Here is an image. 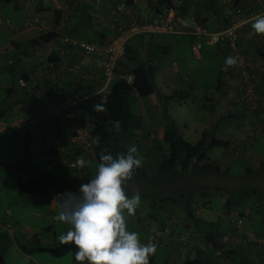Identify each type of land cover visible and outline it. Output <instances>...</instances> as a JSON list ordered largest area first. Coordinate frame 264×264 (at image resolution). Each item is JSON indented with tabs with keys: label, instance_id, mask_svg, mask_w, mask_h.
I'll use <instances>...</instances> for the list:
<instances>
[{
	"label": "crops",
	"instance_id": "crops-1",
	"mask_svg": "<svg viewBox=\"0 0 264 264\" xmlns=\"http://www.w3.org/2000/svg\"><path fill=\"white\" fill-rule=\"evenodd\" d=\"M115 1H117V3H114ZM121 1L122 0H36V5L31 6L27 5L31 2V0H19L18 5L7 4L6 2L0 0V91L2 87L4 93L3 95L8 96V103H13L15 99H19L18 103L13 105L9 115L1 116V112L5 110V104H1L0 97V121L6 120L9 124H16L25 120L29 122H39L38 120L41 116L53 115L52 111L57 103H55V101H66L67 98L70 99L74 96L73 92L79 89L80 86L84 85V83L79 84L76 81L75 76L69 69H63V72L56 80L42 75L40 73L39 63H37L36 54L38 51L44 57L54 58L52 56L56 53L59 58L61 56L64 35L95 41L100 44L101 48H106L108 43L116 34L115 28L117 24L116 20L113 18L115 17V15H113L115 8L121 19L127 21L144 20L150 18L158 8H161L165 0H134L132 5L127 4L126 7H122L120 5ZM180 1L182 2L181 5H190L189 15H193L200 23H203L212 30L222 28L225 25V22L230 18L234 4L239 2V0H232L233 3H231L230 0H224L215 5L217 6V9L212 10L208 9L210 3L209 0ZM201 1L203 2L202 4H200ZM259 1V9L261 11L259 16H262L264 15V0ZM41 2L43 10H38L37 7ZM48 7L49 9H46ZM57 10L61 12L63 11V13L68 16V21L64 22L63 27L56 25L57 34L53 38L46 39V36H42L37 27H22L24 20L29 16H33L35 13L45 15L47 19L50 18L51 24L54 25L59 20V17H56L57 15L55 16L54 14ZM6 18L10 19V26L4 23ZM252 23L253 22H248L240 33V46L242 51H245L248 58L250 57L252 61L264 63V34H256L252 29ZM14 27H18V29H15ZM155 37L158 39V44L155 45V47L158 48L159 53H155L153 50ZM193 40V36L189 33H162L156 34L155 36H151V34L135 36L129 43L136 47L138 54H135L134 57L133 53H128L126 57V59H128V68L131 65H134L135 62L137 63L139 61L152 60L153 63L158 66L156 80L163 92L171 94L175 91L181 90L180 88H182L183 92L185 91L183 88H191V90L197 89L200 87V85H198V80L204 78L203 74L201 75L200 73L197 75V72H199V69H202L203 71L205 68H201L200 65L195 64L192 57L205 61L204 57L208 60H212L217 57L219 53H221L222 57L225 59L230 56V54L228 51L222 53L220 51V49L222 50V47L216 48L214 46H204L201 54L195 55L192 51ZM134 46L132 47L134 48ZM57 57L54 59H57ZM103 57L104 53L102 52L101 55L95 57L94 60L97 63H101L103 61ZM133 57L136 58V61L131 60ZM205 63L207 64L206 61ZM11 71H13V73H27L28 78L26 81L28 84L23 85L21 83L22 78L14 82L11 77ZM2 74L4 76H1ZM228 76V74L224 76V85L221 89L204 86L206 91L212 90L213 88L215 89V92H213V95L205 94V100L201 103V106L205 109H212L211 111L212 113L214 112L215 115L217 112L220 113V116L227 117H233V114H238L241 116V122H239L240 124L244 122L256 121V119L252 117V111L248 108L247 103L244 105V103L239 102L237 99L239 91L237 90L236 84L233 85V83L237 80L234 77ZM192 78H194L195 81H193ZM49 80H52L51 84L48 82ZM101 80L102 79L99 77L93 83H85V85L90 86L91 90H93L101 84ZM53 87L58 88L57 90L60 97L57 95L56 97L49 95V92ZM136 95L135 103L137 105L141 104L144 106L143 97H140L138 94ZM47 96H50L52 100L51 105L47 102H43L42 100L43 97ZM148 97L150 100L145 106V113L143 112V115L138 113L142 116L143 120H145V123L147 122L145 124L146 136L144 140H159L163 136L165 119L157 96L155 94H151ZM5 98L6 97H4V99ZM66 103L67 102L62 103L61 106ZM49 105L52 107L51 109L48 108ZM219 106L223 107L222 111H218ZM36 107L45 110L48 108V110L44 113V115H35L36 112L34 109ZM236 107L241 108V113H244V118L240 112L233 111ZM18 114H20L19 117H17ZM173 117L176 121H178L175 116ZM258 117H261V115H258ZM43 118L45 119L46 117ZM48 121L52 124V120H46L40 126H43ZM226 126V132H229L232 135L234 131L235 134H238V132L236 133L237 130H233V128L230 129V123ZM155 132H157V135H155ZM245 145L247 146L248 142H245L243 147ZM86 149L91 150L90 147ZM86 149L82 148L76 159L82 158L88 161V163L84 167H79L78 170H74L72 172L69 170V172L73 175L71 176L67 174L66 176H70V178L66 179L65 183L61 186L54 187L52 182L47 181L43 176H38L37 172L34 174H28L25 179L23 174H17V180L15 183L18 186L20 201H23L24 206L18 208V210L22 209L19 213L20 218L27 216L29 213L36 215L38 211L35 208L38 207V203H44V200L47 199V192L53 191V188L56 190V195L61 193L63 194L64 190H66V192H71L72 190L74 193L78 191L80 181L75 178V175H78V179L79 177L82 178L83 175L88 174V167L90 168L93 165V155H91L92 152H89L90 150L86 151ZM246 155L251 157V153L247 152ZM48 156L50 161L55 158H59L60 160L58 161L67 166V163L62 161L61 156ZM28 160L30 162L29 157ZM0 168H6L5 161L0 160ZM49 176L52 178L53 173L49 172ZM61 176H63V174H61ZM65 184L66 186H64ZM29 193L31 194V197L29 196ZM55 196L51 197L49 200L50 207H55L61 199V197ZM32 200L34 202L33 206L30 205ZM206 200L208 201L206 207L211 209V205L209 204L210 200ZM13 208H7L5 211L6 214L13 216ZM30 209L34 210L30 212ZM240 210L246 214L249 223L254 225V223L257 222L252 215L247 214L244 208H241ZM38 214L39 216L44 215L41 211ZM149 218L150 220L146 221L148 222V225L153 224L156 228V241H152L158 245L170 247V253L166 262L160 264H238L239 260L236 259L237 256L249 257L250 262H253V264H264V248H251V250L248 251L237 250L229 253L227 255L228 258L224 257L217 259L212 250L202 251L198 246L200 242L197 241L196 244L194 241V234H196V232H201L202 236L205 238L206 235L212 234L213 230L217 228L216 226H221L223 229L227 228L230 224H228V222H230V218L227 216V209L223 213L222 217L212 214V218L206 219L209 220L210 223L206 225L202 224L198 226V229L194 226H190L189 223L186 222L184 226L185 228L182 229V234H184V236L186 235V237H183L187 240L186 244L177 242L178 240H176L177 237H175L173 229L170 228L169 224L166 223L165 220H161L158 215H150ZM18 224L23 225L26 229V232L24 233L26 238H30L36 234L41 239L42 237L44 240L48 239V237H45L44 234V232H47L48 230L47 227H35L31 225V223L24 222H20ZM263 228L264 225H262V229ZM176 229L180 232L179 226ZM11 230V232L14 233L17 231L15 228H12ZM15 238H17L16 235ZM149 240L151 239L145 236L142 243H147ZM16 242L18 245L17 239ZM46 242L50 243L49 241ZM19 250L21 251L20 248ZM156 252L157 251L150 256L149 264H157ZM32 261L33 263L38 264L36 260ZM244 264L250 263L245 260Z\"/></svg>",
	"mask_w": 264,
	"mask_h": 264
},
{
	"label": "rangeland",
	"instance_id": "rangeland-1",
	"mask_svg": "<svg viewBox=\"0 0 264 264\" xmlns=\"http://www.w3.org/2000/svg\"><path fill=\"white\" fill-rule=\"evenodd\" d=\"M41 35L45 36V32L41 33ZM157 41L158 39L155 37L153 42V50L155 53H159L158 48L155 47V45L158 44ZM38 53L40 54L39 51ZM204 59L207 64L199 58L192 57L195 64L200 65L201 68H205L203 71L199 69V72H197V75L201 73L204 77L198 80V85H200V87L189 90L187 96H173L169 98L167 100L168 109L170 113L177 118L180 133L190 142L196 143L199 141L202 132L208 129L216 137L230 139L231 146L228 150L221 147H214L208 151L210 159L216 160L219 163L216 174L191 172L187 176H182L179 173H172L153 178L147 177L136 182L126 181L123 185L126 194L132 195L136 191H139L141 195V203L137 207L135 215L129 216L125 210L126 228L129 231H136L139 234L141 242L145 236L156 241L155 226L153 224L148 225V222H146L150 220L149 216L158 215L161 220L166 221L169 217V212L172 211L180 228V232L178 234L175 233L177 236L176 240H178V243L186 244L187 240L183 238L186 237V235L184 236V234H182V229L185 228L186 222H188L190 226H194L195 224L189 218L188 213L184 211V199L181 195H188L191 193L196 194V196L204 195L205 200H210L209 204L211 205V209L207 208L206 204L205 206L203 205V209L201 208L199 210V214L203 218H212V214L222 217L226 209L234 207L231 210V216L232 214H237V211L241 208H244L247 214L252 215L255 221L258 222L256 225L261 228L253 226L252 223L248 222V218H244L247 226L251 228L255 227L256 230H264V228L262 229V225H264V114L261 115L262 119L252 114V117L256 119L253 124L251 122L240 124L241 116L238 114H233V117L220 116L218 112L216 115L214 112L212 113V109L203 108L201 103L205 100V94L213 95V92H215L213 88L218 81V72L223 62V57L221 53H219L217 57L210 61L206 57H204ZM125 61L127 62L128 59H124L123 63H125ZM1 76L4 75L2 74ZM116 79L117 78L112 80L111 85ZM51 81L52 80H49L48 82L51 84ZM204 86H211L213 88L212 90L206 91ZM180 89L182 91V88ZM183 89L186 90V88ZM3 94V88L1 87V100L4 99V97H6L5 99L7 100L8 96ZM135 96H137L136 93H132L130 96L132 109L136 113L143 115L142 113L145 111V106L150 99L149 97H143L144 106H142L141 104L137 105L135 103ZM42 100L50 105L52 103L50 96L43 97ZM57 101H55V103ZM62 102L64 103L65 100ZM50 105L48 108L51 109L52 107H50ZM48 108L45 110L36 107L34 109L36 112L35 115H44V112H46ZM222 110L223 107L219 106L218 111ZM233 111L241 113V108L236 107ZM241 115L244 118V113H241ZM19 116L20 114L17 115V117ZM43 117L44 116L40 117L38 120L39 122H29L25 120L16 123L13 132H7L4 129L0 132V160L6 162V168H0V264H31L33 263L32 260H36L38 264H87L86 261H75L72 253H68L61 257H55L46 251L28 255L19 250L16 242V239L18 241L29 240L24 234L26 232L24 226L18 224L20 222L31 223V225L35 227H47L48 230L44 232V234L48 239L44 240L42 237V241L44 243L49 241L51 244L60 243V234L66 233L70 227L69 224L55 218L60 211V201L55 207H50L49 205L50 198L56 195L55 188H53V191L47 192V199L44 200V203H38V207L35 208L38 213L41 211L42 214H44L43 216H39L38 213L36 215L29 213L27 216H23L22 218L19 217V213L22 209L18 210V208L24 206L23 201H20L18 186L15 183L17 174H23L25 179L28 174L37 172L38 176H43L47 181L52 182L54 187L63 185L65 180L70 178V176H66L67 174L73 175L69 172V170L71 172L73 170L68 165L67 167L59 162V158L50 161L49 154L43 148L42 138L44 130L48 129L47 126L52 125L48 121L43 126H40L46 121ZM228 123H230V129L233 128V130H237L236 133L238 132L239 134H235L234 131L232 135L226 132V125ZM252 126H256V134ZM244 129L247 131H254V135L245 139L248 143L253 141L248 147L246 145L243 147L244 140H234V138L241 137L240 135L243 134ZM86 133H89V130H79V140H90V137L87 138ZM155 135H157V132H155ZM152 141L153 140H142L141 143L145 149H148ZM89 150L90 149H86V151ZM89 152H92V150ZM247 152L251 153V157L246 155ZM160 154L161 153L157 154L158 157L153 154L152 157L154 156L156 159H160L163 157V155L160 156ZM28 157L30 158V162ZM57 157H60V155H57ZM49 172L53 173L52 178L49 176ZM61 174H63L64 177L61 176ZM64 186H66V184ZM65 192L66 190H64L63 193ZM61 194L55 197H60ZM29 196L31 197L30 193ZM226 198L232 199V205L228 208L224 202ZM30 205H34L33 200L30 202ZM7 208H13V216L6 214L5 211ZM234 209L236 211H234ZM32 210L34 209H30V212ZM12 228H15L17 231L15 233L11 232ZM15 235L17 238H15ZM156 251V263L160 264L166 262L170 253V247L157 244Z\"/></svg>",
	"mask_w": 264,
	"mask_h": 264
},
{
	"label": "trees",
	"instance_id": "trees-1",
	"mask_svg": "<svg viewBox=\"0 0 264 264\" xmlns=\"http://www.w3.org/2000/svg\"><path fill=\"white\" fill-rule=\"evenodd\" d=\"M2 1L6 2L7 4L18 5L19 0ZM123 1H126L128 5H132L134 3V0H122L121 2ZM209 1L210 3L208 9L214 10L217 9V6L215 5L224 0ZM230 2L233 3L232 0H230ZM114 3H117V1H115ZM163 3L164 4L161 6V8H158L156 12L147 19H151L154 15H157L160 11H163L166 8H175L180 14H189V4L181 5L182 2L180 1L179 5H175L172 0H165ZM202 3L203 2L201 1L200 4ZM241 4L246 8L244 17H248L251 12L259 13L260 11L259 0H239V2L234 4L230 18L225 22V25L223 27L227 26L230 23L233 12L235 11L236 7ZM41 5L42 2L38 5V10H43ZM46 9H49V7ZM55 14L57 15L56 17H59L57 23H59L65 15L63 11L61 12L58 10L55 11ZM66 21H68V16L67 18H65V22ZM248 22H254V19ZM248 22L243 25L240 33L248 24ZM56 34L57 32H51L45 34V36L46 39H50L56 36ZM155 35L156 34H151V36ZM239 43L241 44L240 39ZM132 46L134 45L129 43L126 52L127 55L128 53H133L135 57V54H138V50L135 46L134 48ZM204 46H214L216 48L218 47L216 45L203 44L202 49ZM228 49V47H222V50L220 49V51L223 53L225 51H228ZM243 53L247 55L245 51ZM57 56L58 54L54 53V56L52 57L56 58ZM134 57L131 58V60L136 61V58ZM249 59L250 61H252L250 57ZM254 63L257 64L255 68H257L256 72L259 73L261 70L260 68H264V63ZM123 66L124 68H126V71H122V73H124L126 76L127 73H130L132 75L131 80H128L124 75L119 77L111 85L107 93H91L92 90L90 86H86L84 83V85L80 86L79 89L73 92L74 96H72L70 99H66L67 103L61 106L54 115L44 116L46 117V120H52V125L48 126V128H50V131L53 132L54 139L60 141V144L53 142L51 146H47L43 134V148L49 153V155L57 157V155L59 154L66 153V151L64 152L62 150V147L72 146L70 137L76 135L79 130H89V139L92 141L91 150L93 152V165L91 164L92 166L90 168L88 167V174H86L87 176H82V178H85L83 182L81 181L82 178L79 177L78 179V175H75V178L80 181V184L88 182L89 178L95 175L96 165L100 162L99 157L102 152H104L105 154L111 153L115 157L117 153H126L127 149L132 145H135L137 147L138 153L142 157V166L135 169L134 175L127 181L136 182L147 177L153 178L163 174L168 175L172 173H179L182 176H187L191 172L216 174L219 168V163L216 160L210 159L208 151L214 147H221L228 150L231 146V140L216 137L213 133L210 132V130L205 129L202 132L199 141H197L196 143L190 142L180 133L179 125L168 109L167 100L169 98H172L173 96H187L191 88H187L188 90L186 89L184 92L179 90L171 94L163 92L156 80L158 66L153 63L152 60L139 61L134 65H131L129 68L127 61L123 63ZM253 71L255 72V69H253ZM253 71H251L250 73L253 74ZM11 73V77L13 78L14 82L20 78L24 80L28 78L27 73H13V71H11ZM218 73V81L214 86L216 89H221L223 87L224 76L226 74L229 75L228 77H234L237 80V83L239 82V77L235 75L232 67L225 66L224 58ZM192 79L193 81H195L194 78ZM57 89L58 88L53 87L52 90H50L49 95H53L54 97H56L57 95L58 97H60ZM255 91L257 92V100L259 101V105L256 108H252L251 101L245 100L242 103H244V105L245 103H247L248 108L250 109V111H252V114L260 116L264 114V75H261L258 78ZM132 93H136L140 97H148L151 94H155L160 102V106L163 112V116L165 119L163 136L159 140H153L151 146H149L148 149H145L141 143V141L144 140L146 136V127L142 116L132 109L130 103V96L132 95ZM18 100L19 99H15L13 103H8V99L1 100V104L4 103L6 105L5 110L1 112V116L9 115L10 110L12 109L14 104L18 103ZM97 105L101 107L97 108ZM259 118L262 119V116ZM116 121H119L118 131L114 127V122ZM253 122L254 121H252L251 123L253 124ZM252 127L253 130H255L256 134V126ZM253 130L252 132L254 133ZM234 140H244L243 144L246 142V140L241 139V137L235 138ZM250 142L251 144L253 143V141ZM247 146H250V143H248ZM78 153L79 151L77 149H74L69 153V155L72 159H76ZM158 153H161L160 156L163 155V157L160 159H156V157H158ZM153 154H155L156 157H152ZM181 196L184 199V211L188 213L189 218L192 220V222H194V227L196 229H198V226L202 224L206 225L210 223L209 220H206L199 214V210L201 208L203 209V205L205 206L207 204L204 195L196 196V194L191 193L188 195L182 194ZM224 202L227 208L232 205L231 198H226ZM232 208L227 209V216L230 218V222H228V224H230L227 226V228L223 229L221 226H216L217 228L213 230L212 234L206 235L205 238L202 236L201 232H196V234H194V241L196 242V244L197 241H200V244L198 245L199 248L202 251L212 250L217 259L224 257L226 258L229 253L237 250L248 251L251 250V248H256L257 246L253 243H248L245 246H237L233 242L222 241L225 233H233L236 231L235 222L231 220L232 218L230 216ZM234 211L236 210L234 209ZM237 214L247 219L246 214H244L242 210H238ZM166 223H168L170 228L173 229L174 235L175 233H179L176 229L178 228L179 224L178 222H176L175 215L172 211L169 212V217L166 220ZM256 223H254L253 226L259 227L256 225ZM255 227L254 229H256ZM259 231L264 232V230ZM175 237L177 236L175 235ZM18 246L23 253L28 255L46 251L51 253L55 257H61L68 253H72L74 260L75 252L77 251V246L73 242L64 244L44 243L42 239L36 234L30 237L28 241L19 240ZM238 257L239 256H237L236 258L239 260L238 264H244L245 260H247L250 264H253V262H250L249 257Z\"/></svg>",
	"mask_w": 264,
	"mask_h": 264
},
{
	"label": "built area",
	"instance_id": "built-area-1",
	"mask_svg": "<svg viewBox=\"0 0 264 264\" xmlns=\"http://www.w3.org/2000/svg\"><path fill=\"white\" fill-rule=\"evenodd\" d=\"M172 1L175 5L180 4V0ZM36 3V0H31L27 5L35 6ZM120 5L126 7L127 3L126 1H123L120 2ZM245 9L246 8L242 4L237 6L233 12L230 23L225 27L215 30L200 23L193 15L178 13L175 8H166L163 11H160L157 15H154L151 19L142 21H127L121 19L120 15L118 16V11L115 9L113 11L115 17L113 18L116 20L117 24L115 28L116 34L106 48H101L99 43L95 41L64 35L61 56L54 59L44 57L37 52V63H39L40 73L45 77L53 78L54 80L58 79L59 75L63 72V69H69L79 84L93 83L100 77L102 79L101 84L95 87L91 93H107L111 87L112 80L123 75L126 76L122 73V71H126V68H124L122 64L124 59H126L127 46L131 38L138 35L189 33L194 38L192 51L195 55L201 54L203 44L229 48L228 52L230 56L236 57L238 61L237 64L231 66L235 75L239 77V82L237 83L236 81L234 83L239 91L237 99L241 103L245 100L251 101L252 108H256L259 105V101L257 100L258 95L255 91L256 84L258 78L261 75H264V68L261 67L260 72H256L257 68L255 67L257 64L250 61L247 55L243 53L239 39L240 30L243 25L258 17L261 14V11H259V13L251 12L248 17H244ZM65 18H67V15H64L63 19H61L59 23L56 22L54 26L51 24L50 18L47 19L45 15L35 13L33 16H29L24 20L22 27H37L41 33L45 32V34L57 32L56 25L63 27ZM4 23L9 26L11 25L10 19L8 18L5 19ZM14 28L18 29V27ZM102 52L104 53L103 61L101 63L95 62V57L100 56ZM253 69H255V72ZM251 71L254 73L251 74ZM126 77L128 80H131L132 75L127 73ZM21 83L23 85L28 84L24 79H21ZM62 103V101H57L52 111L53 115L60 109ZM15 125L16 124L9 125L6 120H1L0 132L2 129L7 132H13ZM246 131V129L243 130L241 139H246L254 134L252 131ZM86 134L88 138L90 134ZM44 138L47 146H51L53 142L60 144L59 140L54 139L53 132L50 131V128L45 129ZM70 140L73 145L63 146L62 150L64 152L66 151V153L62 155L60 154V156L62 161L66 162L74 171L78 170L79 166H76L75 164L77 159H72L69 153L74 149H77L80 152L82 148H89L92 146V142L90 140H79L78 132L76 135L71 136ZM83 180H85V178H82V182ZM231 218V220L235 222L236 231L233 233H225L222 241H230L237 246H245L248 243H253L256 244V247L258 248L264 247L263 231L247 226L244 217L238 214H232Z\"/></svg>",
	"mask_w": 264,
	"mask_h": 264
},
{
	"label": "clouds",
	"instance_id": "clouds-1",
	"mask_svg": "<svg viewBox=\"0 0 264 264\" xmlns=\"http://www.w3.org/2000/svg\"><path fill=\"white\" fill-rule=\"evenodd\" d=\"M256 34H264V15L252 23ZM237 58H225V66L237 64ZM101 106L97 105V108ZM119 130V121L114 122ZM95 175L79 185L77 192L60 195V211L56 219L70 225L60 234L61 244L73 242L77 246L75 260L87 264H149L157 248L152 240L142 243L136 231L126 228L125 210L135 215L141 203L136 191L126 194L123 185L132 178L135 169L142 166V157L135 145L126 153L102 152ZM88 161L78 158L76 166L84 167ZM73 167V166H72Z\"/></svg>",
	"mask_w": 264,
	"mask_h": 264
}]
</instances>
